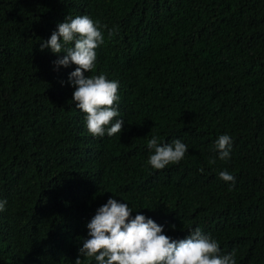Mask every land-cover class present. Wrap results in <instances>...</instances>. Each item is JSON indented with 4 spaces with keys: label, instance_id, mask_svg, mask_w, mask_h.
<instances>
[{
    "label": "trees",
    "instance_id": "1",
    "mask_svg": "<svg viewBox=\"0 0 264 264\" xmlns=\"http://www.w3.org/2000/svg\"><path fill=\"white\" fill-rule=\"evenodd\" d=\"M82 15L107 25L85 76L119 82L112 137L72 102L77 66L40 48ZM153 135L185 143L183 160L152 168ZM110 198L173 240L200 228L236 264H264V0H0V264H97L79 249Z\"/></svg>",
    "mask_w": 264,
    "mask_h": 264
},
{
    "label": "clouds",
    "instance_id": "2",
    "mask_svg": "<svg viewBox=\"0 0 264 264\" xmlns=\"http://www.w3.org/2000/svg\"><path fill=\"white\" fill-rule=\"evenodd\" d=\"M99 21L88 15L68 17L66 22L58 24L47 41L40 44L41 51L50 49L54 54L66 53L55 61L57 68L76 65L69 75V82L75 89L73 101L76 108L86 114V126L93 136L103 137L107 129L109 137L120 133L125 120L116 119L120 113L116 108L119 100V82L109 80L106 75L85 76L95 67L96 49L105 43V37ZM116 29L109 30V38ZM74 44L72 47L67 45ZM115 120V123H113ZM158 137L153 135L146 143V152L151 149L148 164L163 170L169 164H177L185 157L188 148L180 139L161 146ZM232 138L220 135L215 141L219 159L231 158ZM216 159H209L215 164ZM203 172V168L200 169ZM220 179L235 183V177L227 171L219 173ZM7 200L0 201V211L5 210ZM132 210L125 202L108 199L87 224L88 238L83 239L79 249L80 257L94 258L97 264H236V252L221 255L220 245L211 235H205L200 228L191 231L181 240H173L164 234L162 226L154 220ZM75 264H82L81 258Z\"/></svg>",
    "mask_w": 264,
    "mask_h": 264
}]
</instances>
